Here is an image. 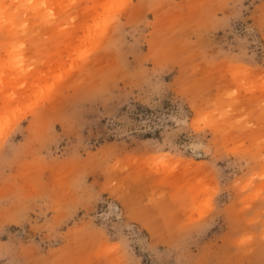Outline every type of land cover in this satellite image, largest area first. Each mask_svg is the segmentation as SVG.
Listing matches in <instances>:
<instances>
[{
    "label": "rangeland",
    "instance_id": "obj_1",
    "mask_svg": "<svg viewBox=\"0 0 264 264\" xmlns=\"http://www.w3.org/2000/svg\"><path fill=\"white\" fill-rule=\"evenodd\" d=\"M0 264H264V0H0Z\"/></svg>",
    "mask_w": 264,
    "mask_h": 264
}]
</instances>
